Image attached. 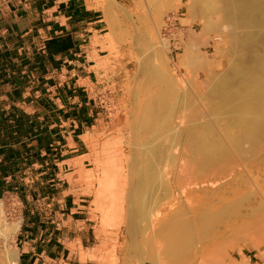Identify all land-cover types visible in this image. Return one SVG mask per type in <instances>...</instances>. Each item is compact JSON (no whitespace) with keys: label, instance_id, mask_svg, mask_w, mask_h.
Here are the masks:
<instances>
[{"label":"rangeland","instance_id":"rangeland-1","mask_svg":"<svg viewBox=\"0 0 264 264\" xmlns=\"http://www.w3.org/2000/svg\"><path fill=\"white\" fill-rule=\"evenodd\" d=\"M31 1L44 2L47 8L58 4L52 0ZM115 1L116 28L109 26L112 15L103 10L110 0H80L88 18L79 24L72 19L67 25L73 36L82 35L78 38L81 45L72 52L79 56L61 54L56 49L58 44L52 38L63 28H55V9L48 17L38 10L29 32L28 21L24 20L29 0H15L20 12L12 20L18 21L22 31L17 36L0 34V59L9 71L8 78L0 74V81L4 80L0 84V202L5 203L8 221L20 222L13 243L19 264H128L123 255H114L117 233L125 229L127 211L124 205L116 211L115 199L126 198L129 189L128 132L133 95L136 93L137 102L144 99L141 63L147 54L145 44L152 38L157 48L158 38L170 36L168 31L172 32L173 44V37L187 31L192 23L181 21L184 9L173 15L175 5L188 0H171L172 6L163 7L157 0ZM1 45L20 51L11 53ZM181 53L182 48L173 47L170 66L183 64ZM8 63L13 64L11 68ZM172 69L175 71V67ZM182 76L186 78L185 73ZM11 78L15 84L10 83ZM198 80L202 86L207 84L201 77ZM46 82L47 88H57L46 92ZM48 121L57 124L47 127V134L57 141L52 148L40 151L35 124L43 127ZM50 149L68 152L58 158L59 162L46 165ZM246 164L264 166V157L246 160ZM115 168L122 176L118 180L122 192L117 197ZM261 185L264 189V183ZM250 207L245 204L241 208L242 221L249 229L260 217L250 214ZM262 243L260 234L251 230L235 236L222 249V257L219 255L221 264H264ZM42 251L43 255L37 256Z\"/></svg>","mask_w":264,"mask_h":264},{"label":"bare ground","instance_id":"bare-ground-1","mask_svg":"<svg viewBox=\"0 0 264 264\" xmlns=\"http://www.w3.org/2000/svg\"><path fill=\"white\" fill-rule=\"evenodd\" d=\"M175 7L173 15L184 9L181 21L192 24L173 44L166 24L170 36L159 37L157 48L147 41L144 99L137 102L135 93L132 100L131 178L126 198L115 199L116 211L127 206L126 226L113 248L128 264H221L235 236L251 230L264 242V166L246 164L264 157V0H188ZM117 8L115 0L103 7L114 28ZM173 47L182 48V65H169ZM245 204L260 215L250 229L242 221ZM7 216L1 201L0 264H19L13 243L20 222Z\"/></svg>","mask_w":264,"mask_h":264},{"label":"crops","instance_id":"crops-1","mask_svg":"<svg viewBox=\"0 0 264 264\" xmlns=\"http://www.w3.org/2000/svg\"><path fill=\"white\" fill-rule=\"evenodd\" d=\"M29 1L30 2L27 4L28 7H27V5L25 7L28 14L26 17H24V20L28 21V26L30 28L29 32L31 31L32 28H34V26H31L30 23L33 22V20H36L37 16H39L36 13L38 10L41 11L43 15L46 14L44 17H48L49 15L53 14L52 10L55 9L54 14H53L54 16H56L55 28L62 27L63 29H61L59 32L55 31L54 32L55 36L52 39L55 40L54 42L56 43V45L58 44L56 49H59V52L61 54L65 53V52L72 54L74 48L76 46L81 45V43H79L80 39H78V38H79V36H82V35L80 34V35L73 36V34H71L68 31L67 25L71 23L70 20H72V19H74V21H77L76 23L79 24L81 21H84L86 18H88V14H89V13H87V10L84 9L82 7V5L80 4V0H52L53 4H55V5L57 3L59 4V5L57 4V6H53L52 8H47V6L44 2L41 3V2H37V1H34V2H32L31 0H29ZM62 4L64 5V7L58 11L60 6L62 7ZM17 5L18 4L15 3V0H0V34H3V35L6 34L7 36H17L22 31L21 29H19L18 21L12 20V17L19 11V9H16ZM31 10L33 12H31ZM87 24H89V23H87ZM24 34L27 35L28 33H24ZM1 47L4 50L6 49V51H10L11 53H15V52L20 51L19 48H17V47H16L17 49L15 47H12V49H10V47L4 48V45H1ZM72 55L73 56H79V54H72ZM55 59L57 60V59H59V57H56ZM67 63L68 64H71V63L74 64L76 62L75 61L74 62H68L67 61ZM8 65H10V66H8V68L9 67L11 68V66L13 64L8 63ZM6 69H7V65L3 62V59H0V74H1V76L6 75V77L8 78L9 74H7V72H9V71H5ZM72 71H74V70H72ZM1 76H0V78H1ZM6 82H8V81H6ZM3 83H4V80L2 79L0 81V84H3ZM10 83L15 84L13 81V78H11ZM42 83L43 82H41L40 85H42ZM63 83L68 84V82H63ZM43 86L45 87L46 92H49L53 88L54 89L57 88V87H49V86L47 88V82L45 84H43ZM54 94H56V93H54ZM42 96L44 97V95H42ZM55 97H57V95H55ZM56 101H58V99H56ZM67 122L69 123L70 121H67ZM73 122L74 121H71V123H73ZM47 123L48 124H46V126L49 129L51 126H57L56 123H54L52 125L50 123V121H48ZM63 124H65V123L62 122V125ZM51 136H52L51 140L46 141V142L42 141L41 139H39L38 136H36L38 139L39 145H40V147H39L40 151H43L44 149L47 150V149L55 146L57 140H55L53 138L54 137L53 135H51ZM63 147L66 148L68 146L65 145ZM48 152H50L51 156H50V158L46 159L45 163L41 159L42 164L44 163L47 165V162H49L50 164L54 163L55 161L59 162L58 158L68 151L67 150H56V149L52 150V149H50ZM53 154H54V157H53ZM46 242H49V240ZM42 243H43V241H42ZM42 243L38 244V247H40ZM43 253H44V251H42L37 256H42Z\"/></svg>","mask_w":264,"mask_h":264},{"label":"trees","instance_id":"trees-1","mask_svg":"<svg viewBox=\"0 0 264 264\" xmlns=\"http://www.w3.org/2000/svg\"><path fill=\"white\" fill-rule=\"evenodd\" d=\"M37 124L38 123L36 122L35 128H36V131L38 132L37 136L39 137V139H41L44 142L51 140L50 134L49 135L47 134V132L49 131L47 126L41 127V126H39V124L38 125ZM22 126H23V124H22ZM24 127L26 128L27 126L24 125ZM20 128L22 129L23 127H20Z\"/></svg>","mask_w":264,"mask_h":264}]
</instances>
